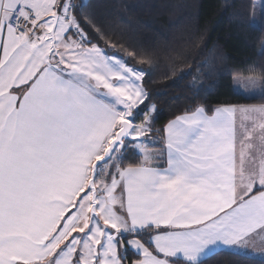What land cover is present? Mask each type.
<instances>
[{
  "label": "snow or ice",
  "instance_id": "obj_1",
  "mask_svg": "<svg viewBox=\"0 0 264 264\" xmlns=\"http://www.w3.org/2000/svg\"><path fill=\"white\" fill-rule=\"evenodd\" d=\"M92 8L0 0V264L264 258V103L196 105L157 128L134 66L154 54H120ZM249 15L264 34V0ZM249 72L236 94L264 99Z\"/></svg>",
  "mask_w": 264,
  "mask_h": 264
},
{
  "label": "trees",
  "instance_id": "obj_2",
  "mask_svg": "<svg viewBox=\"0 0 264 264\" xmlns=\"http://www.w3.org/2000/svg\"><path fill=\"white\" fill-rule=\"evenodd\" d=\"M81 0H76L79 4ZM93 21L125 49L154 54L146 88L157 106V128L196 105H251L264 99L236 94L237 76L264 77V34L248 27L254 0H92ZM93 42L105 47L82 21ZM110 50V49H109ZM239 74V75H237ZM196 88H193V85ZM147 103V102H146ZM143 107V106H142ZM208 264H264V258L222 252Z\"/></svg>",
  "mask_w": 264,
  "mask_h": 264
},
{
  "label": "rangeland",
  "instance_id": "obj_3",
  "mask_svg": "<svg viewBox=\"0 0 264 264\" xmlns=\"http://www.w3.org/2000/svg\"><path fill=\"white\" fill-rule=\"evenodd\" d=\"M261 3H262V0H254V4L255 5V8H253V12L254 11H259L260 7H261ZM243 77H246V76H237L235 77L234 79H241ZM257 78V77H256ZM259 238L260 237H257L256 240L254 241V243L259 247L261 244L259 243ZM262 244H264V238L262 240ZM247 255H250V256H254V257H258V258H262L261 256L259 255H254L252 253H247Z\"/></svg>",
  "mask_w": 264,
  "mask_h": 264
},
{
  "label": "crops",
  "instance_id": "obj_4",
  "mask_svg": "<svg viewBox=\"0 0 264 264\" xmlns=\"http://www.w3.org/2000/svg\"><path fill=\"white\" fill-rule=\"evenodd\" d=\"M263 238H259V243L262 244Z\"/></svg>",
  "mask_w": 264,
  "mask_h": 264
},
{
  "label": "built area",
  "instance_id": "obj_5",
  "mask_svg": "<svg viewBox=\"0 0 264 264\" xmlns=\"http://www.w3.org/2000/svg\"><path fill=\"white\" fill-rule=\"evenodd\" d=\"M74 2L76 3V0H74Z\"/></svg>",
  "mask_w": 264,
  "mask_h": 264
}]
</instances>
